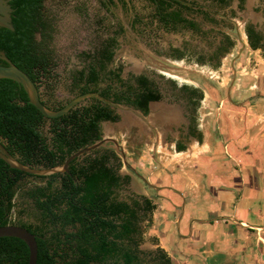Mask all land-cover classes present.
I'll list each match as a JSON object with an SVG mask.
<instances>
[{"label":"rangeland","instance_id":"374dc122","mask_svg":"<svg viewBox=\"0 0 264 264\" xmlns=\"http://www.w3.org/2000/svg\"><path fill=\"white\" fill-rule=\"evenodd\" d=\"M185 1L209 11L215 22L210 23L194 12L189 17L199 24V31L164 28L156 19L149 0H44V12L53 25L51 47L57 64L53 77L37 87L39 97L53 106L76 98L78 95L71 86L72 73L89 63L85 53H91L99 41L110 36L116 37L117 45L107 68L120 67L121 77L131 82L132 77L144 75L160 92V99L152 103L145 114L124 104L118 109L108 105L117 114V120L101 122L98 144L75 157L82 160L102 154L109 156V166L119 175L129 176L128 182L121 184L114 196L122 201L136 199L140 202L146 197L155 205L152 213H141L138 223L135 240L140 251L139 264H169L160 256L165 252L158 237L151 233L154 215L162 209V198L151 185H159L160 175H175L194 185L196 181L192 176L199 171L197 156L206 149L188 135L186 115L190 107L179 87L187 84L203 91L196 112L190 111L194 113L190 116V125L195 133L202 135L201 142L212 137L220 139L224 131L229 130L227 114L235 116L239 122H248L246 127L264 130V57L260 50L248 47L244 35L247 23L264 34V0H244L241 7L237 0H231L227 6L210 0ZM225 35L234 44L220 57L216 69L208 63L196 62L198 55L209 56ZM177 48L185 52L183 58H177L173 51ZM92 101L86 97L76 105ZM245 106L253 112H243ZM42 128L49 141L50 121L46 120ZM178 145L185 147L180 152L192 150V155L177 156ZM46 180L26 176L19 182L22 186L14 199L12 222L37 223L38 211L24 191L44 185ZM246 195L244 200L250 203L245 208L263 220V196L259 192L251 197ZM257 201L260 203L255 204ZM62 250L67 259H73L71 247Z\"/></svg>","mask_w":264,"mask_h":264},{"label":"trees","instance_id":"16d2710c","mask_svg":"<svg viewBox=\"0 0 264 264\" xmlns=\"http://www.w3.org/2000/svg\"><path fill=\"white\" fill-rule=\"evenodd\" d=\"M185 1V0H184ZM184 1L150 0L158 22L169 29L186 28L199 31V24L182 13H198L214 23L215 18L201 8L188 6ZM219 6H227L231 0H210ZM241 7L244 0H238ZM16 28L12 44L6 49V59L25 72L38 87L51 79L56 67L51 47L53 25L44 12V0H18L15 10ZM247 43L252 50H260L264 57V34L252 23L244 27ZM233 41L225 35L219 46L209 55H198L196 62L216 69L220 57L233 47ZM116 37L102 39L91 53H85L89 63L71 75V86L77 95L98 92L100 96L148 112V103L158 101L160 92L144 75L131 79L121 77V69H108L116 48ZM177 58L185 52L173 49ZM8 64V63H7ZM100 83H105L100 86ZM190 111L196 112L203 99V91L182 84ZM87 105H75L58 117H45L32 103L23 86L10 78H0V142L21 164L31 168L61 166L72 154L101 139L100 122L116 121L118 116L106 104L92 98ZM50 110L53 106L40 97ZM194 118V117H193ZM50 121V137L43 132V124ZM190 135L201 142L202 135L189 127ZM178 145V152L184 150ZM109 156L102 154L72 159L68 172H56L47 176L22 171L0 157V225L17 224L33 234L43 236L52 231L48 242L55 244L49 251L46 241L37 238L36 264H139L140 251L135 239L141 213H152L155 205L143 198L135 201V210L124 202H114L112 186L127 183L129 176L119 175L109 166ZM26 176L46 178L44 185H36L24 191L38 211L37 223L12 222L16 185ZM21 187V186H20ZM71 228V231H67ZM56 229L55 231H53ZM63 236V239L61 238ZM71 248L73 259L61 251V244ZM161 250V249H160ZM169 264L165 253L160 254ZM28 248L16 237H0V262L27 264ZM61 261V262H60Z\"/></svg>","mask_w":264,"mask_h":264},{"label":"crops","instance_id":"0c3cea01","mask_svg":"<svg viewBox=\"0 0 264 264\" xmlns=\"http://www.w3.org/2000/svg\"><path fill=\"white\" fill-rule=\"evenodd\" d=\"M229 116L220 139L196 140L206 149L197 156L194 185L175 175L151 185L162 198L151 233L171 264H264V219L244 200L258 192L264 198V130Z\"/></svg>","mask_w":264,"mask_h":264},{"label":"water","instance_id":"95a60500","mask_svg":"<svg viewBox=\"0 0 264 264\" xmlns=\"http://www.w3.org/2000/svg\"><path fill=\"white\" fill-rule=\"evenodd\" d=\"M18 0H0V78H10L20 83L26 90L29 102L32 103L45 117L53 118L65 114L70 108L74 107L78 100L82 98H96L106 103L110 107L121 108V103L113 102L99 95L98 92H88L78 95L76 98L64 104L59 110H50L40 101L38 88L30 77L15 65L11 64L5 57L6 49L12 44L16 28V5ZM186 3V2H184ZM8 63V64H7ZM156 102V101H155ZM154 103L150 102L149 106ZM130 109L138 111L134 108ZM98 143L89 145L76 153L72 154L61 166L51 168H31L21 164L15 157L4 148L0 142V157L3 158L11 167L18 168L34 175H48L56 172H68V164L77 155L83 153L89 148L95 147ZM0 237H16L21 239L28 248L27 264H36L37 262V241L36 235L29 232L26 228L17 224L0 225Z\"/></svg>","mask_w":264,"mask_h":264},{"label":"flooded vegetation","instance_id":"af4514ba","mask_svg":"<svg viewBox=\"0 0 264 264\" xmlns=\"http://www.w3.org/2000/svg\"><path fill=\"white\" fill-rule=\"evenodd\" d=\"M150 1V0H149ZM170 1H176V0H170ZM180 1H182V0H180ZM184 1V0H183ZM238 1V0H237ZM184 2H186V1H184ZM187 3V5L188 6H193L194 8H201V9H203L202 7H199L198 5H196L195 3H193V2H186ZM238 3H239V1H238ZM204 10V9H203ZM205 11H207V10H205ZM207 12H209V11H207ZM210 13V12H209ZM184 16H186V17H188V18H191V17H189V14L188 13H186L185 11H183V13H182ZM198 14V13H197ZM193 19V18H192ZM194 20V19H193ZM195 21V20H194ZM245 27V26H244ZM244 35H245V33H244ZM245 38H246V35H245ZM246 42H247V39H246ZM247 45H248V43H247ZM248 47H249V45H248ZM250 48V47H249ZM251 49V48H250ZM252 50V49H251ZM155 102V101H154ZM157 102V101H156ZM150 103V102H149ZM149 103H148V108H149ZM136 110H138V109H136ZM140 111V110H139ZM188 114L186 115V117H187V120H188V123H187V132L189 131V127H191V119H190V116H192L191 114H194V113H191L190 112V110L188 109V112H187ZM103 122V121H102ZM101 123V122H100ZM189 133V132H188ZM190 137H192L193 139H196L197 141H198V139H197V137L196 136H192V135H190V134H188ZM199 142V141H198ZM177 151V150H176ZM118 174V173H117ZM20 186H22V185H19V184H17L16 185V194H15V196H14V199H15V197L18 195V193H19V189L21 188ZM119 187V186H118ZM118 187H115V186H112L111 187V189H112V191H113V193H112V196L114 197V200H112V201H114V202H124V203H126V204H128L129 206H131L132 208H133V210H135V201L134 200H132V201H122V200H118L115 196H114V194H115V192H116V190H117V188ZM31 200V199H30ZM32 201V200H31ZM15 202V201H14ZM138 203H141L142 204V202H138ZM56 229H54L53 231H55ZM67 231H71V228H67L66 229ZM51 232L52 231H47L43 236H40L39 234H35L36 235V239L37 238H42L43 240H45L46 241V244H47V247L49 248V251H52V249L55 247V244H50L49 242H48V240L47 239H49V236H50V234H51ZM61 238L63 239V236H61ZM66 246H68V244L67 243H62L61 244V251L60 252H64L62 249L63 248H65ZM72 247H74V244L73 245H71V248ZM0 264H5V263H3V262H0Z\"/></svg>","mask_w":264,"mask_h":264}]
</instances>
